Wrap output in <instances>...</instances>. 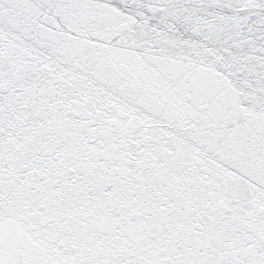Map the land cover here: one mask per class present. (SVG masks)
<instances>
[{
  "label": "snow or ice",
  "instance_id": "obj_1",
  "mask_svg": "<svg viewBox=\"0 0 264 264\" xmlns=\"http://www.w3.org/2000/svg\"><path fill=\"white\" fill-rule=\"evenodd\" d=\"M0 264H264V0H0Z\"/></svg>",
  "mask_w": 264,
  "mask_h": 264
}]
</instances>
